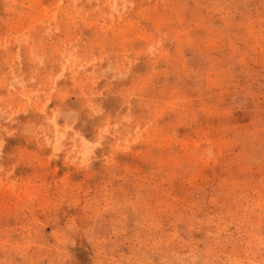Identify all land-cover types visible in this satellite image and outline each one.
<instances>
[{"label": "rangeland", "instance_id": "obj_1", "mask_svg": "<svg viewBox=\"0 0 264 264\" xmlns=\"http://www.w3.org/2000/svg\"><path fill=\"white\" fill-rule=\"evenodd\" d=\"M0 264H264V0H0Z\"/></svg>", "mask_w": 264, "mask_h": 264}]
</instances>
